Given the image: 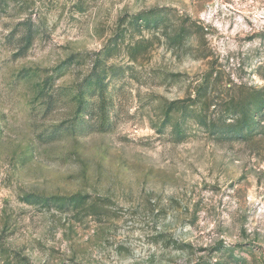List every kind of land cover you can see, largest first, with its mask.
Masks as SVG:
<instances>
[{
    "label": "rangeland",
    "instance_id": "1",
    "mask_svg": "<svg viewBox=\"0 0 264 264\" xmlns=\"http://www.w3.org/2000/svg\"><path fill=\"white\" fill-rule=\"evenodd\" d=\"M254 88L264 0H0V264H264ZM188 98L256 130L181 123Z\"/></svg>",
    "mask_w": 264,
    "mask_h": 264
},
{
    "label": "trees",
    "instance_id": "2",
    "mask_svg": "<svg viewBox=\"0 0 264 264\" xmlns=\"http://www.w3.org/2000/svg\"><path fill=\"white\" fill-rule=\"evenodd\" d=\"M155 14L156 10H151L144 13L143 18H146L147 24H157L158 15ZM21 25L27 26V30L21 38V42L23 44L22 49H24L31 44L32 40L38 33V30H36L35 23L31 18L24 20ZM95 77L96 75H92L89 78V81L92 85H95L96 88L100 84L99 81H101V76H97L98 78L96 80L94 79ZM195 102L196 101L194 98L174 100L171 103L169 109H177L181 112V123L184 121L185 124L186 121L194 118L199 122V124L205 126L206 130H209L211 133L221 139H245L253 134L254 129L256 130V128H254L255 119L253 115L248 114L244 105H241L240 103L235 104V102L232 101L224 106L222 110H220V114L218 116H210L209 118L207 113L195 110L192 107ZM250 103L253 105V114L255 117L264 116V89H252L250 94ZM95 122L99 123L98 120H95ZM181 123L179 121L176 124V131L180 135H182L183 132ZM101 124L103 125L102 122ZM67 202H73V204H77L80 202V200L78 197H72L69 198Z\"/></svg>",
    "mask_w": 264,
    "mask_h": 264
}]
</instances>
